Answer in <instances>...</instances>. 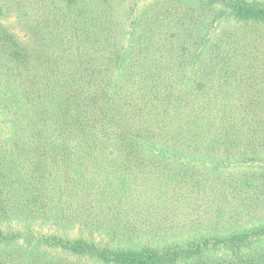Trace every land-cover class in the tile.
Here are the masks:
<instances>
[{
	"label": "trees",
	"instance_id": "1",
	"mask_svg": "<svg viewBox=\"0 0 264 264\" xmlns=\"http://www.w3.org/2000/svg\"><path fill=\"white\" fill-rule=\"evenodd\" d=\"M0 264H264V0H0Z\"/></svg>",
	"mask_w": 264,
	"mask_h": 264
},
{
	"label": "rangeland",
	"instance_id": "2",
	"mask_svg": "<svg viewBox=\"0 0 264 264\" xmlns=\"http://www.w3.org/2000/svg\"><path fill=\"white\" fill-rule=\"evenodd\" d=\"M18 226L20 227L19 229H21V230L31 228V229H33V231H37V232H39V231H42V232L54 231L53 228L51 226H49V225L43 226V225H40V224H34V225H32V224H25V226H24V225L19 224ZM54 232H57V233H59V234H61L63 236L64 235H72L73 234L72 231H69L68 232V230H66L64 232H61L60 229L59 230H56ZM82 236L85 237V238H88V237L91 236V234H89V233H82ZM19 244H21V243H19Z\"/></svg>",
	"mask_w": 264,
	"mask_h": 264
}]
</instances>
